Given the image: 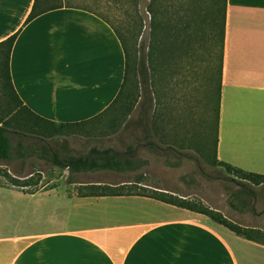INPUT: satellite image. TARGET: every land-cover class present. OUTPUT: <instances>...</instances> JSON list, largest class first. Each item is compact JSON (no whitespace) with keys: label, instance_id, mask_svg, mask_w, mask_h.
I'll return each mask as SVG.
<instances>
[{"label":"crops","instance_id":"0c3cea01","mask_svg":"<svg viewBox=\"0 0 264 264\" xmlns=\"http://www.w3.org/2000/svg\"><path fill=\"white\" fill-rule=\"evenodd\" d=\"M34 2L0 0V42L17 33L19 96L57 122L102 113L125 79L118 34L75 6L26 22ZM218 158L264 174V0H227ZM0 264H264V242L147 195L87 193L57 209L0 184Z\"/></svg>","mask_w":264,"mask_h":264},{"label":"rangeland","instance_id":"374dc122","mask_svg":"<svg viewBox=\"0 0 264 264\" xmlns=\"http://www.w3.org/2000/svg\"><path fill=\"white\" fill-rule=\"evenodd\" d=\"M177 1L165 0L163 12L153 15L148 10L151 0H139L140 12L137 15L128 1L63 0L65 5L102 13L122 33L131 65L126 90L134 91L136 99L133 98L131 110L120 111L123 115L118 111L116 120H110V112L101 124L75 126L72 132L57 138L60 141L68 140L76 153L84 154L92 146L123 151L132 143L138 147L137 155L147 159L148 164L126 173L114 170L82 172L74 181L68 168H61L37 156L16 158L10 164L0 163V169H3L0 170V184L11 185L4 175L5 171L21 178L30 177L34 183L21 188L28 193H38L57 209L67 206L79 195L109 191L110 188L104 187H120L119 191L145 192L149 195L164 192L175 199L179 197L203 203L233 222L260 229L264 233V184L257 186L239 180L228 173L224 166L217 165L213 144L207 146L203 139L202 131L208 129L214 115L206 105L209 88L206 82L209 64L207 49L201 46L188 50L167 63L162 61L158 51L153 50V27L162 19L173 17ZM213 54L216 59L218 47ZM143 70L149 79V90L142 85ZM147 97L152 99L149 111L152 139L162 146L172 144L173 150H153L147 144L141 111ZM24 143L29 145L31 141L26 139ZM240 183L254 188L257 194L250 196L240 192ZM238 191L242 193V199L248 202L245 206L234 199ZM233 203L240 207H235Z\"/></svg>","mask_w":264,"mask_h":264},{"label":"trees","instance_id":"16d2710c","mask_svg":"<svg viewBox=\"0 0 264 264\" xmlns=\"http://www.w3.org/2000/svg\"><path fill=\"white\" fill-rule=\"evenodd\" d=\"M123 1L131 3L135 10L134 12L139 15V0ZM64 5L63 0H35L33 9L26 22H29L46 11L60 8ZM164 7L165 0H151L148 10L153 15H157L163 12ZM81 8L90 10L106 20L121 39L126 55V70L125 79L119 95L102 113L87 120L78 122H57L46 118L26 105L15 89L11 75V54L17 38V33L2 40L0 42V163L10 164L16 158L27 159L32 156H37L61 168H68L71 178L74 179V181H77V175L82 172L114 170L126 173L137 171L148 164L149 161L147 159L137 155L138 147L132 143L128 144L127 148L123 151H119L113 147L101 149L98 146H92L89 152L84 154L76 153L68 140L64 139L60 141L57 138V136L72 132L75 126L90 125L93 127L94 125L101 124L105 121V116L110 112V120H116L119 117L120 111L125 112L131 110L134 105V99H136L134 98V91L131 90V92H127L126 90V87H128V74L131 65L128 59L126 41L122 33L112 24L108 17L102 13L85 7ZM226 11L227 0H178L176 8L173 10V17L170 19H162V22H157V24L154 25V42L152 47L153 50L161 54L160 57H162L164 63H167L169 60L173 61V58L180 57L181 54H185L188 50H193L197 47L201 48V46H203L204 49H207L209 64L206 70V82L209 88L206 105L209 107V110L211 109L214 115L208 129L202 131L204 142L207 146L213 144L215 163L217 165L224 166L228 173L237 177L239 180L248 181L258 186L264 184V174L238 168L218 158ZM217 47L218 55L215 59L213 51ZM155 54L152 53V55ZM148 84L149 79L147 73L143 70L142 85L148 89ZM147 94H149V92H147ZM151 104L152 99L147 97L141 105L142 119L145 124L144 130L148 141L147 144L153 150H163L166 152L171 149L173 150L174 147L172 144L162 146L152 139L153 133L152 127L150 126V121H152V119L149 115ZM120 115H123V113L120 112ZM142 119H140V121ZM26 139L31 141L29 145L24 143ZM209 140H211V143ZM4 175L8 178L11 185L14 186L22 187L34 183L30 177H17L9 173V171H5ZM240 184H242L240 192H245L250 196H255L257 194L256 190L246 183ZM104 188L110 189H108L109 191H92L90 194L115 195L125 193L124 191H119L118 188L120 187ZM127 193L147 195L205 214L219 223L224 224L240 236L264 242V233L260 229L233 222L227 219L220 211L213 210L203 203H197L179 197L175 199L173 195L165 194L164 192L161 195H149L145 192L133 191ZM242 198V193H239V191L234 196L235 200L240 201L241 204L245 206L248 202ZM233 204L235 207H240L238 204Z\"/></svg>","mask_w":264,"mask_h":264}]
</instances>
